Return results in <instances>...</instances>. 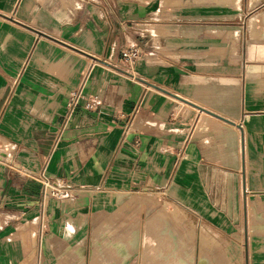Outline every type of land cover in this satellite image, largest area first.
Listing matches in <instances>:
<instances>
[{"label":"crops","instance_id":"0c3cea01","mask_svg":"<svg viewBox=\"0 0 264 264\" xmlns=\"http://www.w3.org/2000/svg\"><path fill=\"white\" fill-rule=\"evenodd\" d=\"M73 89L98 103L65 119ZM132 187L264 264V0H0V264L96 263Z\"/></svg>","mask_w":264,"mask_h":264},{"label":"rangeland","instance_id":"374dc122","mask_svg":"<svg viewBox=\"0 0 264 264\" xmlns=\"http://www.w3.org/2000/svg\"><path fill=\"white\" fill-rule=\"evenodd\" d=\"M110 194L114 207L99 212L105 218L94 229V264H212L209 251L220 238L202 217L156 191ZM164 205L178 211L166 213Z\"/></svg>","mask_w":264,"mask_h":264},{"label":"built area","instance_id":"2783aa9c","mask_svg":"<svg viewBox=\"0 0 264 264\" xmlns=\"http://www.w3.org/2000/svg\"><path fill=\"white\" fill-rule=\"evenodd\" d=\"M119 52L121 59H123V61L129 67V69H133L144 56V52L141 46L136 42H128L124 44ZM81 99H83V106L85 108L92 109L97 106L98 101L96 97H91V98L86 97L84 93L81 91V89L70 90L68 94V99L66 101L65 119L71 115V113L73 112L75 107L79 104V101ZM37 177L41 178L45 185L48 183V179L44 178L45 175H43V173H40V175H37L36 178ZM52 193L59 194V189H55ZM60 193L62 195H68V191L66 190H62L60 191Z\"/></svg>","mask_w":264,"mask_h":264},{"label":"bare ground","instance_id":"6f19581e","mask_svg":"<svg viewBox=\"0 0 264 264\" xmlns=\"http://www.w3.org/2000/svg\"><path fill=\"white\" fill-rule=\"evenodd\" d=\"M53 187V186H52Z\"/></svg>","mask_w":264,"mask_h":264}]
</instances>
